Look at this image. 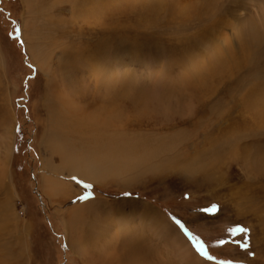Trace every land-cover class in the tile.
<instances>
[{"label":"rangeland","instance_id":"1","mask_svg":"<svg viewBox=\"0 0 264 264\" xmlns=\"http://www.w3.org/2000/svg\"><path fill=\"white\" fill-rule=\"evenodd\" d=\"M109 1H94L102 12L89 15L99 14L105 25L93 27L74 23L71 0H0V159L10 145L8 183L15 194L6 212L0 188V253L10 264H83L67 237L68 211L94 197L132 198L163 213L205 261L264 264V0H184L183 12L167 9L165 0L158 8L143 0H116L120 9L104 10ZM118 33L124 69L179 81L180 107L144 106L129 96L119 100L120 124L129 127L123 138L156 151L133 180L99 184L65 169L53 173L44 165H57L59 157L41 145L47 124L45 67L50 62L52 70L58 68L62 50L66 54L106 36L111 43ZM97 50L103 62L113 56ZM70 59L66 69L85 77L83 56ZM91 100L89 93L82 95L86 112L93 109ZM58 128L77 138L70 125ZM89 131L87 141L94 139ZM199 164L206 168L186 171ZM43 175L70 182L77 193L69 189L52 201L42 192ZM213 205L215 211H205ZM11 213L18 217L14 223ZM22 234L26 255L18 246ZM161 243L156 247L167 249Z\"/></svg>","mask_w":264,"mask_h":264},{"label":"bare ground","instance_id":"2","mask_svg":"<svg viewBox=\"0 0 264 264\" xmlns=\"http://www.w3.org/2000/svg\"><path fill=\"white\" fill-rule=\"evenodd\" d=\"M94 1L71 0L69 13L75 19L74 23H86L93 27H95V23L101 27L105 25L103 19H99V14L92 13L89 15V12L95 9H98L99 13L102 12L99 7H93ZM143 1V5L153 8H158L162 3V0ZM166 1L169 3L168 6L164 5L167 9L183 12L184 0H165V3H167ZM117 3L119 1L110 0L105 3L104 10L108 11L111 8L117 11L121 7V4L118 5ZM86 11L87 13H85ZM82 13H84L83 17ZM77 17L81 20L79 21ZM224 21L222 20L220 24ZM106 37L108 38L96 39V43L94 42L93 45L84 48L82 46L81 48L77 47L74 48V51L70 50L66 53L69 54V59L73 56L77 58L83 56L87 67V73L86 75L84 73L85 77L83 78H80L74 69V73L66 69L65 66L68 65L66 61L69 59L64 54L65 50L61 51L57 64L58 68L52 70L50 62L45 67L49 79L48 90L45 89L46 92H44V94L46 93V96L44 95V107L47 111V124L41 145L49 154L56 153L59 157V163L57 165L44 163V166H47L52 172L54 171L53 173L65 169L69 174L88 183L101 184L107 179H117L127 183L133 180V177L138 175L142 169H147L145 165L155 155L156 151L152 146L140 145L138 139L139 143L129 141V136L127 139L123 138L129 127H126V122L120 124L122 121L120 120L119 100L129 96L134 102L144 106L153 103L159 108L176 110L180 107L177 102L182 101L183 88H181L179 81L167 75L154 76L147 72L144 76L138 77V75L128 72L123 67V60L119 51V33L113 37L115 41L113 40L114 42L111 43L110 36ZM97 48L104 49V53L113 52L108 63L96 57L97 52H99ZM43 57L44 62L47 63V55L43 54ZM71 64L73 65L72 61L69 62V65ZM2 84L0 75V86ZM61 89L62 91H59ZM86 93L90 94L91 105H93L92 110L88 109L89 112H86L81 105L82 95ZM175 105L177 106L175 107ZM67 124L77 135L75 141L67 136V132L64 130L62 132L58 128L60 125L63 128ZM86 129L90 130V135L96 137L93 136L94 139L87 141L84 137ZM57 131L61 133L60 136ZM55 136L58 140L54 138ZM11 151V146H7L0 159V188L4 190L6 197L1 204L6 203V206H3L4 203L2 204L6 212L11 210L10 199L15 195L12 192V186L8 183ZM194 167L190 169L188 167L189 170L186 169V171L204 170L206 168L204 164ZM48 175L42 176L41 184L44 189L42 192L52 201L56 200L55 197L64 195L69 189L77 193V188L75 189L70 182ZM9 216L12 217L11 222H16L18 218L16 213H11ZM65 222L69 243L83 264H215L200 257L167 217L146 201L132 198L111 200L94 197L71 208L66 215ZM156 241L162 242L161 244L165 245L167 249L157 248ZM18 246L20 253L26 255L27 245L24 234L20 235ZM0 261L4 264H10L2 253H0Z\"/></svg>","mask_w":264,"mask_h":264},{"label":"snow or ice","instance_id":"3","mask_svg":"<svg viewBox=\"0 0 264 264\" xmlns=\"http://www.w3.org/2000/svg\"><path fill=\"white\" fill-rule=\"evenodd\" d=\"M86 188H90L91 185H85ZM91 194L89 193L87 196H78V199L79 200H86L88 199V196H90ZM216 209V206L213 205L210 209H205V211H215ZM177 224H179V221H176ZM182 227V226H181ZM236 230H240V231H243V232H247V229H236ZM235 231V230H234ZM192 239L195 241L196 238L195 237H192ZM196 247H197V250L201 253V255H206V253L204 252V248H203V245L200 244L198 241H196Z\"/></svg>","mask_w":264,"mask_h":264}]
</instances>
